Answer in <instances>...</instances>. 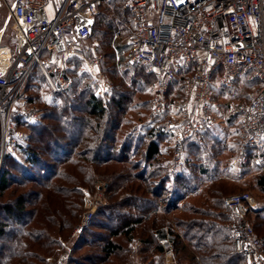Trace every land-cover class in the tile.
Here are the masks:
<instances>
[{
    "label": "trees",
    "instance_id": "1",
    "mask_svg": "<svg viewBox=\"0 0 264 264\" xmlns=\"http://www.w3.org/2000/svg\"><path fill=\"white\" fill-rule=\"evenodd\" d=\"M130 32L123 1L104 0L83 47L97 44L111 89L97 96L83 57L70 58L65 63L69 89L37 108L36 121H18L23 139L13 152L5 151L0 164V264H49L47 257L56 258L58 239L75 227L83 211L82 193L94 191L96 180L108 182L106 203L72 245L65 264H132V258L139 264H163L154 232L166 221L177 230L178 264H245L229 227L236 220L222 204L234 195L224 181L230 166L228 161L221 166L218 159L222 151L229 153L228 160L236 156L238 120L226 113L230 132L224 141L216 125L201 143L186 141L185 166L167 168L162 147L170 136H154L144 125L154 74L146 65L129 66L124 57L115 60L114 48L122 50ZM189 70L176 77L178 95ZM38 77L34 67L29 89ZM248 84L252 89L260 85ZM211 88L225 113L226 93L216 78ZM28 100L35 105L33 98ZM258 168L241 167L234 177L242 179ZM254 185L264 194V176ZM255 212L248 209L245 221ZM254 215L261 223H248L264 236V217Z\"/></svg>",
    "mask_w": 264,
    "mask_h": 264
},
{
    "label": "built area",
    "instance_id": "2",
    "mask_svg": "<svg viewBox=\"0 0 264 264\" xmlns=\"http://www.w3.org/2000/svg\"><path fill=\"white\" fill-rule=\"evenodd\" d=\"M104 0H0L9 12L14 30V52L8 47L0 60L1 159L23 139L21 119L34 122L39 112L28 100L26 85L34 67L53 94L66 91L70 81L65 63L83 57V43L92 37ZM129 15L131 32L122 50L114 48L115 60L124 57L129 66L146 65L154 74L152 94L144 119L154 136H170L169 168L186 164L185 143H198L223 113L214 96V78L226 94L242 80L258 81L246 100L230 98L226 113L238 120V146L233 163L238 167L264 163V0H122ZM117 39V35L114 36ZM100 57L85 63L96 78L98 96L112 87L97 70ZM185 68L178 95L177 75ZM107 183L97 181L94 191L82 193L83 212L77 226L62 243L55 264H64L77 241L104 205ZM231 211L230 224L235 251L245 264H264V237L245 221L252 208L248 193L225 197ZM177 230L166 221L154 232L163 264H178L175 255ZM72 242V243H71Z\"/></svg>",
    "mask_w": 264,
    "mask_h": 264
},
{
    "label": "rangeland",
    "instance_id": "3",
    "mask_svg": "<svg viewBox=\"0 0 264 264\" xmlns=\"http://www.w3.org/2000/svg\"><path fill=\"white\" fill-rule=\"evenodd\" d=\"M98 14H99V12H98ZM3 27H5L4 30L1 29ZM0 32H1L0 33V47H4V48L8 47L9 50L11 51V54H13V52H14V49H13V43H14L13 22H12V20L9 17L8 10L6 8H4L2 5H0ZM84 51H87V55H86V57L83 56V60L81 61L82 64H83L82 66L89 74H91L92 79H93V83H94V87H95V90H96V86H95L96 78L93 76L92 72L87 67V65L85 63V59L86 58L92 57L94 55H97L98 57H100L99 62H98V67H97L98 69L97 70L102 74L104 79H106L108 81H110V80L101 71V63H102L103 58H102V54L98 53L97 44L96 43L87 44V47L85 48ZM6 53L7 52H6L5 49H1V51H0V60H4L6 58V55H7ZM67 79L70 81V86H71L70 78H67ZM36 80H37L36 81V86H34L32 89L31 88L29 89V86L27 84L26 85V91H27L28 98L30 100L33 98V101H34V104L36 105V108L39 109V107H42L43 104H46L49 101H51L52 97H54L53 95H56V94H53L51 92V90L47 86V84L44 81L42 76H41V78L38 77ZM251 89H252L251 85H249L245 81H241V84L240 85H236V87H235V89L233 91H231L228 94L224 95V98H223L224 99V103H226L227 100L230 99V98H235V99H238V100H241V101L246 100L247 96H248V93L251 91ZM147 93H148L147 95L151 97L152 88H148V92ZM176 93L178 94V91H176ZM96 95H97V90H96ZM225 110H226V107H225ZM134 113H138V110L135 109ZM221 114H222V115H220L221 119H220L219 122H217L216 125L221 129V138H223V137L225 138V137H227V134L230 132V129H225L226 126L223 125L224 123H222V122H224V116H225L226 112L225 113H221ZM216 125H214V126H216ZM221 127H224V128H221ZM1 140H2V132H1V126H0V145H1ZM0 152H1V147H0ZM221 154H222V156H221V159H222L221 160V166H222V164H225L228 161L229 153L226 152V151L225 152L222 151ZM2 160H3V158L1 159V156H0V164H1ZM240 169H241V167H239L238 170H240ZM224 176H225L224 181H225V183H227L225 185H229V184L232 185L231 189H227L228 191L231 190V192H232V193L230 192L229 194H237V193L242 192V191H244L243 193H248L250 198H251L252 204L254 205L250 209L256 211L254 214H258L261 217H264V194H261L256 189V187L254 185V184H256L257 181L262 179V177L264 176V163H263V165L259 166V168L256 169V170H250V171L248 170L247 174H245L242 179L241 178L238 179V180L234 179L235 177L231 175V170L225 171L224 172ZM97 181L107 183V185H108V182L104 181V180H96L95 184H96ZM95 184H94V187H95ZM107 189H108V187H107ZM86 191H88V190H86ZM106 192H107V190H106ZM106 192H105L104 204L106 203ZM229 194H227V195H229ZM81 214H80V216H81ZM254 214L253 215H251L250 213L247 214L248 222H250V224H252V225L253 224H257L258 225V224L261 223V220L256 218ZM80 216H79L78 222L80 220ZM78 222L76 223L75 227L77 226ZM73 229L71 230V232L73 231ZM71 232H69L67 237L58 239L59 248L57 249V253H58L57 257L64 251L62 246H61V242L62 243L68 242ZM261 237H264V236H261ZM57 257L56 258L47 257L46 258V262L49 263V264H55V260L57 259ZM132 264H139L137 262L136 258H132Z\"/></svg>",
    "mask_w": 264,
    "mask_h": 264
},
{
    "label": "crops",
    "instance_id": "4",
    "mask_svg": "<svg viewBox=\"0 0 264 264\" xmlns=\"http://www.w3.org/2000/svg\"><path fill=\"white\" fill-rule=\"evenodd\" d=\"M2 30H4L5 29V27H3V28H1ZM1 33V32H0ZM222 123H224V122H222ZM224 125V124H223ZM214 127V126H213ZM212 128V127H211ZM221 128H224V127H221ZM225 129H227V127H225ZM224 137L223 138H221L220 137V140H221V142L222 141H224ZM170 144H171V141L169 142V143H167V144H165V145H163V147H162V151H163V153H164V158L166 159V167L167 168H169V163H170ZM221 156H222V154L220 155V156H218V159L221 161L222 159H221ZM223 165V164H222ZM228 165L230 166V170H231V175L232 176H236V174H237V172H238V169H239V167L236 165V164H234L233 163V158L231 159V160H228ZM238 168V169H237ZM169 169H171V168H169ZM172 169H175V168H172ZM234 179H236V177L234 178ZM237 180V179H236ZM235 180V181H236ZM229 227H230V225H229Z\"/></svg>",
    "mask_w": 264,
    "mask_h": 264
}]
</instances>
